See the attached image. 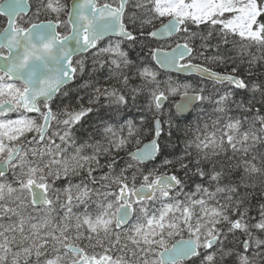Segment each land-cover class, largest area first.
I'll use <instances>...</instances> for the list:
<instances>
[{
	"label": "snow or ice",
	"instance_id": "6c2138e0",
	"mask_svg": "<svg viewBox=\"0 0 264 264\" xmlns=\"http://www.w3.org/2000/svg\"><path fill=\"white\" fill-rule=\"evenodd\" d=\"M64 12L71 24L67 34L58 31L65 23ZM0 16L7 24L0 29V116L19 111L18 118L0 121V178L9 172L12 177L0 179V215L19 218L16 223H0V264H33V255L35 264H41V257L43 264H228L233 255L238 264H264V238L257 235L264 234V190L258 216L250 215V197L257 187L250 181L264 176V80L251 79L258 58L249 60L244 72L237 65L219 73L192 62L196 49L191 40L196 34L187 35L189 25L211 26L209 35L218 31L225 45L231 34L264 52V0H119L115 7L98 0H74L70 10L62 0H0ZM149 25L154 30L146 31ZM181 33L185 34L182 43L169 51L149 48L147 55L161 68L192 70L202 80L228 85L223 94L206 95L204 87L162 82L156 71L142 65L140 53L148 46L146 38ZM109 36L117 40L99 47ZM216 48L217 55L205 58L227 64L232 57L227 51L219 53V45ZM91 50H95L93 70L97 64L107 67L106 79L117 81L120 87L95 88L86 107L82 97L74 98L63 88L78 72L86 71L84 61L73 57ZM238 91L251 95L237 100ZM176 94L180 100L175 104L174 124L171 113L167 120L161 117L164 102ZM145 96L153 113L149 126L153 135L147 143L140 138L143 128L134 120L120 123L114 118L126 109L139 108ZM196 102L212 106L211 112L203 107L201 112L220 132L219 145L216 132L208 134L205 123L203 133L197 127L182 141L185 147L180 155L167 159L161 142L163 124H168L171 137V129L180 130L179 120L187 119L185 113ZM103 109L113 115L107 120L100 116V123L77 146L78 127H83L90 113ZM233 111L242 115H232ZM24 113H37L42 122ZM144 124L147 117L142 116ZM53 126L56 130L49 136ZM191 129V124L186 126L185 137ZM28 133L36 135L28 139ZM133 143L135 151H127ZM225 144L234 154L230 160L241 154L239 162L227 169L216 150ZM69 147L75 149L71 156ZM89 147L92 154H84ZM121 151H127L128 160L117 172L116 156ZM101 155L110 158L105 165L109 171L98 182L93 172L101 167ZM161 157H165L162 165L142 167ZM86 166L90 182L73 184ZM205 181L215 184L214 191ZM189 182L195 185L194 191H185ZM57 183L65 187L58 188ZM10 198H15L16 207L5 205ZM74 201L83 210L73 219ZM57 205L66 212L54 227L42 234L41 229L49 224L44 219L31 224L25 234V217L18 209L31 206L52 211ZM49 247L55 253L51 257L46 255ZM89 248L94 254H88ZM115 252L121 255L114 256Z\"/></svg>",
	"mask_w": 264,
	"mask_h": 264
},
{
	"label": "trees",
	"instance_id": "16d2710c",
	"mask_svg": "<svg viewBox=\"0 0 264 264\" xmlns=\"http://www.w3.org/2000/svg\"><path fill=\"white\" fill-rule=\"evenodd\" d=\"M64 4L66 5L68 9V5L70 0H63ZM67 13V12H66ZM44 17L42 16L41 19ZM6 26V20L0 16V29L4 28ZM160 23H155V27H159ZM153 30V26L149 27L146 29V31H151ZM58 31H60L62 34H66L67 32L63 28H59ZM211 31V26H205L201 25L199 28L198 27H191L190 28V34L195 33L194 39H192L191 43L194 45L196 52L194 53L195 55H199V51L197 50V47L199 46V49L204 52V55L202 57H211L214 55H217V48L216 46L219 45V53L223 54L227 51L228 55L232 57L231 60L228 61L227 64L221 62V61H214V62H203L201 60L193 62L194 64H200L206 67L211 68L212 70L219 72V73H224V72H230L232 67H235L237 65L240 66L241 71L244 72L248 68V61L251 60L253 57L258 58V66L254 67L252 71L256 73V75L252 76V80H264V52L259 50L255 45L248 47L246 42H242L241 40L237 39V37L233 38L231 34L228 37V44L225 45L221 39V36L218 31H212V34L209 35V32ZM146 43L148 46L144 48V51L140 53V60L142 62L143 66H148L150 67L153 71L157 72V79L165 82V81H171L173 84H185V83H191L192 88L199 89L200 87H204L206 89V95L207 94H214L216 91H219L220 94H223L225 90L229 87L228 85H219V84H214L210 82L203 81L197 77H181L178 75L174 74H166L160 72L157 67L155 66L153 59L151 56L147 55L149 52V48H154V42L150 40L149 38H146ZM243 49V52H242ZM139 52V48L136 50ZM136 53H133L135 56ZM243 61V62H242ZM96 70H93V65H88L86 66V71L83 73H77L74 83L65 89L63 91L69 92L74 98L79 96L82 97V103L84 106H89L85 101V98L88 97L87 95H90L93 93L94 89L97 87H108L109 85H113L117 88L120 87V85L117 83L115 80H109L106 79L108 76V68L104 67L103 69L100 68L99 64L95 66ZM100 71V72H99ZM135 83H139V80L137 79ZM250 93H243L242 91H238V94L236 96V99L239 100L241 97H244L247 99L250 97ZM178 95L176 96H170L165 104L163 105L162 111H163V116L161 117L162 120H167L168 119V114L171 113L173 118H174V124L177 122L176 114L173 111V106L175 102L178 100ZM89 98V97H88ZM56 102L60 99L59 94L55 98ZM103 100V98H101ZM148 103L149 100L145 97H141L139 100V108H130L124 110L120 114V116L123 117V119H120V116H114L115 119H119L120 123H123L124 120H134L135 123L143 128V131L141 132V140L143 143L148 142L151 138L153 133L149 130V126L153 124V113L148 110ZM54 105V104H53ZM92 107H96L95 105H92ZM204 108L207 112L212 111V106L205 103L204 105L198 104L193 111L186 115L187 119H181L179 120L180 123V130L177 131L175 127L171 129V137H169V126L167 123L163 124V131L161 134V142L164 144V151L167 154L166 158L167 159H174L175 156H178L182 153L184 150V141L186 138H190L192 134L195 133V130L197 127L200 128L201 132H204V124H208L207 128V133L211 134L213 131L216 132V141L217 145H219L220 141V132L217 131L212 127V119H209L207 116H205L201 112V108ZM234 108V106H233ZM232 115H242V113L233 111L231 113ZM264 114V113H262ZM109 115H113V113L108 110V109H103L99 112H93L90 113L89 116L84 120L83 122V127H78V131L76 133V140H77V146H79L80 143H82L84 140L88 138V136L91 134L92 128L94 125H98L100 123V116H103L105 120L108 119ZM147 117V124L141 125V117ZM199 117V120L197 119ZM214 118V117H213ZM191 124L192 129L189 133V137H185V130L186 126ZM249 122H246L244 124V128L248 127ZM257 127L259 125L257 124ZM97 139H100V137H97ZM58 143V142H57ZM94 143V141H93ZM135 143L130 145L127 149V151H135ZM220 155L218 157V160L222 162L225 166V169H227V166L229 164L235 165L236 163L239 162L240 153H236L234 159H229V157H233V152L230 147L227 146V144L224 145L223 148L217 147L216 149ZM75 149L72 147H69L68 149V155H72L74 153ZM92 148H86L84 150V154L86 155H91L92 154ZM127 151H121L118 156H116V159L118 161V167L116 169L117 172H119V168L124 167V162L128 160L127 156ZM261 151H264V149H261ZM165 157H161L159 159H156L152 162H149L147 165L142 166L145 168H153L162 165L163 159ZM109 157H106L104 155L100 156V168H97L94 172L93 175L96 177L97 181L99 182L100 177H102L105 173H108V168L105 167V165L109 162ZM257 165L259 166V161H257ZM95 168V165H93ZM217 167H220V164L217 165ZM169 170L171 168L169 167ZM160 171H165L164 167L160 168ZM10 175V174H9ZM8 175V176H9ZM182 175V173H181ZM8 176L6 178H8ZM129 180L131 181V172L128 173ZM4 178V179H6ZM84 181L86 183L90 182V178L87 177V166L85 167L83 174L81 176L75 177L72 180L73 184H79L81 181ZM197 182H199V178H196ZM140 181V176L138 174L137 177V186ZM264 181V176H259L256 175L253 177L252 181L257 185L255 191L253 192L252 189H249V192H253V195L250 197L251 203L253 205V210L250 212V215L252 216H258V209L259 202H260V193L262 190L261 188V182ZM66 183V182H65ZM206 187H209L210 190L215 189V184L209 185L207 181L204 182ZM91 186V185H90ZM98 186V185H97ZM56 187L58 188H63L65 187V184H60L57 183ZM194 191L195 190V185L191 184L189 182V188H187L185 191ZM183 199V198H182ZM217 199H220L221 202H223L222 198L220 195L217 196ZM82 206L77 204L75 201L73 202L72 205V211H73V219L76 214L79 212H82ZM60 213V217H64L66 209L60 208V210L57 211ZM60 218V219H61ZM56 220L60 221L59 217H55ZM56 222V221H55ZM57 224V223H56ZM261 238H264V234H259ZM239 236V235H238ZM239 238H243L242 236H239ZM96 252H99L100 249H96ZM240 252H243L242 248H239ZM53 252V251H52ZM51 250H47L46 255L50 257V254H53ZM88 254H94L93 249L89 248L88 249ZM251 253H249L250 255ZM114 256L121 255L119 252L113 253ZM228 264H238L235 255H233L231 258H229Z\"/></svg>",
	"mask_w": 264,
	"mask_h": 264
},
{
	"label": "rangeland",
	"instance_id": "374dc122",
	"mask_svg": "<svg viewBox=\"0 0 264 264\" xmlns=\"http://www.w3.org/2000/svg\"><path fill=\"white\" fill-rule=\"evenodd\" d=\"M62 3L64 4V1L63 0H62ZM102 3H109L113 7L118 6L117 0H103L100 4H102ZM32 10L35 11L34 8ZM67 17H68V14L66 12H64L62 14L61 18L64 20L65 23L62 24L60 27L63 28L68 33L69 26L67 24ZM155 23H160V22L157 20ZM149 27H151V25L147 26V28H149ZM189 27L190 28L191 27H195V25H189ZM187 35L188 36H191L190 32ZM184 39H185V34L181 33L177 37H174L173 39H170L168 41L156 42V41H153L152 40L154 42V46H153L154 48L153 49L159 48L161 50H169L172 47H174L176 43H178V42H181L182 43L184 41ZM237 39L240 40V38L238 36H237ZM116 40L117 39H108V40L104 41V43L100 44L99 47H106V46H108V44L110 42H113L114 43ZM197 50L199 51V53L200 52H203L202 50L199 49V46L197 47ZM93 52H95V50ZM93 52L89 53L86 56L80 57V58H78L76 60H83L86 66L93 65V55H92ZM199 60H201L203 62L204 61L205 62L208 61L209 63L215 61V60L206 59L205 57H202L201 55H195V54H193L192 62L199 61ZM188 84H190L192 86L191 83H188ZM90 95H87V96L89 97ZM176 95H178V94H176ZM176 95H172V96H176ZM88 97L85 98V101H88L89 100ZM86 103L88 104V102H86ZM58 105H59V100L53 105L54 110L57 108ZM24 115L25 116H28V117H31L27 113H24ZM18 116H19V111H18V113H16L15 115H13L11 117H3V116H0V121H5L7 119H16V118H18ZM31 118L38 119V120H40V122H42V118H40L39 116H37V117H31ZM55 130H56L55 126H53L52 128H50L49 129V132H48V135L50 136L51 133H52V131H55ZM26 135H27V138L28 139H31L36 134L35 133H28ZM5 142H7V141L5 140ZM56 142L59 143V140L57 139ZM32 147H35V145H32ZM11 178L12 177H11V173H10V175L6 179L11 180ZM73 193H75V189H73ZM4 203H5L6 206L16 207V203L17 202H16L15 198H10V199L6 200ZM60 208L61 207L59 205H57L55 207V209L52 210V211H47L45 209H41V210L37 211L34 208H32L31 206H25L23 209H18V211H21L22 214H23V216L25 217V234H27L28 232H30V230H31V224H33V223H41L44 219H47L49 221V224H48V226L46 228L41 229V233L42 234L45 231L49 230L51 227H54L56 225V223L59 222L58 220L55 219V217H59V219L61 218L60 215H59L60 213L57 212L58 210H60ZM18 219L19 218L17 216H14L12 214L0 215V223H3L5 225H7L9 223H16V222H18ZM8 235H11V234H8ZM15 235L17 237V243H18L19 240H20V234H19V232H17V233H15ZM28 243H31V241H28ZM13 248L15 250V244L13 245ZM48 249L51 250V252L53 251L51 249V247H49ZM54 254L55 253L50 254V257L52 255H54ZM89 255H91V254H89ZM31 259L33 261V264H35L36 257L33 255V257ZM43 260H44V257H41V264H43Z\"/></svg>",
	"mask_w": 264,
	"mask_h": 264
},
{
	"label": "water",
	"instance_id": "95a60500",
	"mask_svg": "<svg viewBox=\"0 0 264 264\" xmlns=\"http://www.w3.org/2000/svg\"><path fill=\"white\" fill-rule=\"evenodd\" d=\"M101 0H98V3L100 2ZM73 2H74V0H71L70 2H69V10L72 8V5H73ZM117 2H118V5H119V0H117ZM3 18H5V17H3ZM5 20H6V18H5ZM67 24H68V26H69V31L71 30V24L69 23V16L67 17ZM6 26H7V24H6ZM5 26V27H6ZM161 26V25H160ZM159 26V27H160ZM159 27H157V28H159ZM154 30V29H153ZM68 31V32H69ZM179 35V34H178ZM178 35H173V36H171V37H166V36H161V37H158V38H156V39H151V38H149L150 40H154V41H157V42H162V41H168V40H170V39H173L174 37H176V36H178ZM109 38H114V39H117V37H115V36H109V37H106V38H104L103 40H101L100 42H103V41H105V40H107V39H109ZM170 50V49H169ZM169 50H162V51H169ZM91 51H93V50H91ZM5 54H6V52H5ZM86 54H88V53H83V54H81V55H78V56H75V57H73V59H75V58H77V57H80V56H84V55H86ZM153 62H154V64H155V66L157 67V69L160 71V72H162V73H166V74H174V75H178V76H181V77H197V78H199V79H201V77L199 76V74L198 73H196V72H194V71H192V70H188V71H184V72H178V71H176L175 69H173V68H161L157 63H156V61H154L153 60ZM0 63H3V61L2 60H0ZM202 80V79H201ZM203 81H207V80H203ZM207 82H210V83H213V82H211V81H207ZM74 83V79L72 80V81H70L69 83H67L66 85H64V88L63 89H65L67 86H70V85H72ZM220 85V84H219ZM180 100V96L178 97V100L176 101V103L178 102ZM166 102V101H165ZM165 102H164V104H165ZM175 103V104H176ZM163 104V105H164ZM175 104H174V106H173V111H174V113H175ZM199 104V102H196V106ZM195 106V107H196ZM194 107V108H195ZM193 108V109H194ZM193 109L191 110V112L193 111ZM18 111V110H17ZM17 111H11V112H7L5 115H4V117H8V116H11V115H14L15 113H17ZM190 112V113H191ZM190 113H185V116L186 115H188V114H190ZM31 116H38V114L37 113H29ZM176 114V113H175ZM147 143V142H146ZM10 173V172H9ZM9 173H7L6 174V176L9 174ZM0 179H3V178H0Z\"/></svg>",
	"mask_w": 264,
	"mask_h": 264
}]
</instances>
